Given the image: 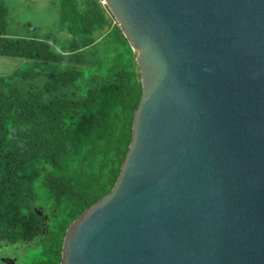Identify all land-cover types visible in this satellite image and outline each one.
<instances>
[{
	"label": "water",
	"instance_id": "1",
	"mask_svg": "<svg viewBox=\"0 0 264 264\" xmlns=\"http://www.w3.org/2000/svg\"><path fill=\"white\" fill-rule=\"evenodd\" d=\"M103 1L142 95L60 264H264V0Z\"/></svg>",
	"mask_w": 264,
	"mask_h": 264
},
{
	"label": "trees",
	"instance_id": "2",
	"mask_svg": "<svg viewBox=\"0 0 264 264\" xmlns=\"http://www.w3.org/2000/svg\"><path fill=\"white\" fill-rule=\"evenodd\" d=\"M101 1L59 0L62 42L8 37L0 2V57L27 60L0 76V256L21 245L26 264H60L67 227L119 175L142 87Z\"/></svg>",
	"mask_w": 264,
	"mask_h": 264
},
{
	"label": "rangeland",
	"instance_id": "3",
	"mask_svg": "<svg viewBox=\"0 0 264 264\" xmlns=\"http://www.w3.org/2000/svg\"><path fill=\"white\" fill-rule=\"evenodd\" d=\"M8 8L7 36L14 38L33 37L45 39L51 35L54 39L65 41L69 35L59 28V0H0ZM36 27V31L27 28ZM26 59L0 57V76H7L16 70L24 69ZM24 246L9 247L1 254V261L10 260L9 264H26L29 254ZM0 261V264H4Z\"/></svg>",
	"mask_w": 264,
	"mask_h": 264
},
{
	"label": "flooded vegetation",
	"instance_id": "4",
	"mask_svg": "<svg viewBox=\"0 0 264 264\" xmlns=\"http://www.w3.org/2000/svg\"><path fill=\"white\" fill-rule=\"evenodd\" d=\"M4 262L9 264L10 260L9 259H4Z\"/></svg>",
	"mask_w": 264,
	"mask_h": 264
},
{
	"label": "built area",
	"instance_id": "5",
	"mask_svg": "<svg viewBox=\"0 0 264 264\" xmlns=\"http://www.w3.org/2000/svg\"><path fill=\"white\" fill-rule=\"evenodd\" d=\"M101 4H102V5H105V3H104V1H103V0L101 1Z\"/></svg>",
	"mask_w": 264,
	"mask_h": 264
}]
</instances>
